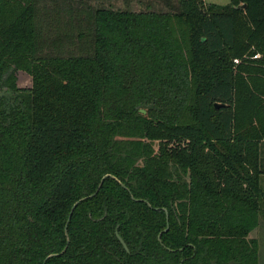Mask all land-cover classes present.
Wrapping results in <instances>:
<instances>
[{
	"label": "trees",
	"instance_id": "1",
	"mask_svg": "<svg viewBox=\"0 0 264 264\" xmlns=\"http://www.w3.org/2000/svg\"><path fill=\"white\" fill-rule=\"evenodd\" d=\"M132 1L0 0V264H264V0Z\"/></svg>",
	"mask_w": 264,
	"mask_h": 264
},
{
	"label": "rangeland",
	"instance_id": "2",
	"mask_svg": "<svg viewBox=\"0 0 264 264\" xmlns=\"http://www.w3.org/2000/svg\"><path fill=\"white\" fill-rule=\"evenodd\" d=\"M139 1V0H137ZM135 2V4L137 3ZM208 3H216L219 5H227L230 3L231 0H205ZM133 7H134V0L132 1ZM137 7V6H136ZM19 84L23 87H28L31 85V78L30 76L19 73ZM264 179V176H263ZM252 235L259 239L260 242V251H261V260L264 261V209H263V215L260 217V223L256 227V229L253 230Z\"/></svg>",
	"mask_w": 264,
	"mask_h": 264
},
{
	"label": "water",
	"instance_id": "3",
	"mask_svg": "<svg viewBox=\"0 0 264 264\" xmlns=\"http://www.w3.org/2000/svg\"><path fill=\"white\" fill-rule=\"evenodd\" d=\"M241 7L245 8V7H246V4H242ZM221 105H222V104H216V107H220ZM143 111H144V110H143ZM102 183H103V180L101 181V183H100L98 189L101 187ZM97 191H98V190H97ZM97 191H96V192H97ZM96 192H95V193H96ZM77 204H78V202L75 203V205L73 206L72 211H71V213H70V216H69V218H68V222H69V220H70V218H71V215H72V212H73V210H74V208L76 207ZM165 210H166V209H165ZM166 212H167V210H166ZM118 238L120 239V241L122 242V244L124 245V247H125L127 250H129V248H128L127 244L125 243L124 239H123L119 234H118Z\"/></svg>",
	"mask_w": 264,
	"mask_h": 264
},
{
	"label": "built area",
	"instance_id": "4",
	"mask_svg": "<svg viewBox=\"0 0 264 264\" xmlns=\"http://www.w3.org/2000/svg\"><path fill=\"white\" fill-rule=\"evenodd\" d=\"M235 61H236V62H239V60H238V59H235Z\"/></svg>",
	"mask_w": 264,
	"mask_h": 264
}]
</instances>
